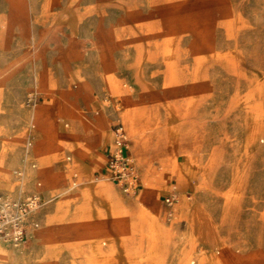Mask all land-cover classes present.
<instances>
[{"label": "rangeland", "instance_id": "rangeland-1", "mask_svg": "<svg viewBox=\"0 0 264 264\" xmlns=\"http://www.w3.org/2000/svg\"><path fill=\"white\" fill-rule=\"evenodd\" d=\"M104 116L140 191L94 164ZM38 191L0 264H264V0H0V196Z\"/></svg>", "mask_w": 264, "mask_h": 264}, {"label": "built area", "instance_id": "built-area-1", "mask_svg": "<svg viewBox=\"0 0 264 264\" xmlns=\"http://www.w3.org/2000/svg\"><path fill=\"white\" fill-rule=\"evenodd\" d=\"M113 143L107 148L106 169L110 180L125 193L140 191L142 184L135 161L129 155L130 139L122 123L113 127ZM41 186V184H38ZM77 184L74 183L73 186ZM172 204V199L167 198ZM42 206L40 192L27 194L19 200H11L7 195L0 196V238L16 243L24 240L27 233V218Z\"/></svg>", "mask_w": 264, "mask_h": 264}, {"label": "bare ground", "instance_id": "bare-ground-1", "mask_svg": "<svg viewBox=\"0 0 264 264\" xmlns=\"http://www.w3.org/2000/svg\"><path fill=\"white\" fill-rule=\"evenodd\" d=\"M35 117H37L39 119L43 133L47 136H50L51 138L56 139L55 133H54L53 128H52V124L48 121L46 115L43 113L42 108L38 107L35 110L34 118ZM123 119H124V122L129 127L130 133L133 136H138L141 133L145 132L147 129H149L147 127H144L140 131L137 130V127H139V125H143L145 118L143 115H138L137 113L132 112L131 107L127 108L126 112L123 113ZM101 120H102V124L104 125L105 130H103V131L100 130L101 132H99V134L96 135V140H98L100 144H103L106 141H109V140L111 141V139L113 138V134H111V128H109V117L104 116V117H102ZM146 143H147V138L145 136H143L142 134L140 136H138V138H135V145L133 144L134 145L133 154L138 159L143 157V147L146 145ZM76 154L79 155L78 152ZM173 161L176 163L177 160L175 161V159H172V160L170 159V160H167L164 162L166 165H170V162L173 163ZM83 170L88 175L89 169L87 167L83 166ZM183 172H186V171H183ZM88 177H89V181L87 183H90L91 182L90 176L88 175ZM145 188L147 189V191L144 192L141 195V197L137 200L138 204H142L143 206L145 205L144 208L147 206V200L151 197L152 198L155 197L154 196L155 194H151L149 191L151 188H153L152 185L151 186L148 185ZM96 191L100 195L103 196V191L101 189H97ZM109 205H110V202L106 201L105 206L109 207ZM100 228H99V226L96 225L94 239H97V237L99 236V233L101 232ZM93 245H94L95 249L99 250V245H97L96 243H93ZM15 248L16 247L14 246L10 252H13L15 250Z\"/></svg>", "mask_w": 264, "mask_h": 264}, {"label": "crops", "instance_id": "crops-1", "mask_svg": "<svg viewBox=\"0 0 264 264\" xmlns=\"http://www.w3.org/2000/svg\"><path fill=\"white\" fill-rule=\"evenodd\" d=\"M98 112H101V110H98ZM101 113H103V112H101ZM99 119H100V117H99ZM109 127L111 128V131L113 132V127L114 126H110V123H109ZM95 134V133H94ZM94 134L93 135H84L83 137H86L87 138V140L89 141V142H93L94 141V138H95V136H94ZM113 138H114V136H113ZM113 138L111 139V141H110V143H108V144H106V146L102 149L101 148V146L99 145V147H98V150L99 151H101L102 152V154H99V157H97L96 158V160H95V162H94V164L95 165H97V167L99 168V169H101L102 171H104V172H106V174H108V172H107V169H106V163H107V156H106V152H107V148L113 143ZM83 182H85V181H83ZM113 183V182H112ZM41 184V183H40ZM42 185V184H41ZM168 185H171V179H170V181H168ZM39 186V185H38ZM142 187H143V185H142ZM141 187V188H142ZM181 185H179L178 187H177V189H176V193H178L179 191L181 192ZM41 191V190H40ZM39 192V191H38ZM41 193V192H40Z\"/></svg>", "mask_w": 264, "mask_h": 264}]
</instances>
